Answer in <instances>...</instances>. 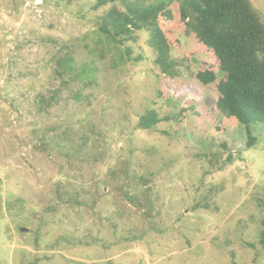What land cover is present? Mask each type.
<instances>
[{"label": "rangeland", "instance_id": "1", "mask_svg": "<svg viewBox=\"0 0 264 264\" xmlns=\"http://www.w3.org/2000/svg\"><path fill=\"white\" fill-rule=\"evenodd\" d=\"M95 1L0 0V264H264V146L217 164L185 158L164 124L137 129L148 109L166 113L153 56L137 40L142 59H118L87 23ZM66 55L96 69L94 85L60 88Z\"/></svg>", "mask_w": 264, "mask_h": 264}, {"label": "trees", "instance_id": "2", "mask_svg": "<svg viewBox=\"0 0 264 264\" xmlns=\"http://www.w3.org/2000/svg\"><path fill=\"white\" fill-rule=\"evenodd\" d=\"M114 1L96 0L93 10L101 14L87 23L116 44L118 59L140 61L141 54L131 58L130 42L147 44L158 96L166 107L161 117L159 111L148 109L137 129L149 131L164 124L168 130L159 132L169 136L171 130L185 158L208 156V162L217 164L223 154L230 160L235 153L264 146V18L251 0H154L147 7L138 0H119V5ZM175 51L182 58L174 57ZM56 67L58 77L68 78L60 88L70 82L83 88L94 85L96 69L87 63L74 66L71 55L59 58ZM51 93L38 96V112L55 102L57 91ZM166 100L171 103L165 105ZM67 134L66 129L61 132L60 142ZM200 142L215 150L206 155ZM220 189L214 188L213 196ZM126 198L132 200L127 194ZM255 204L264 205L263 194L255 197ZM197 205L210 209L206 197ZM258 238L264 251L261 222Z\"/></svg>", "mask_w": 264, "mask_h": 264}]
</instances>
